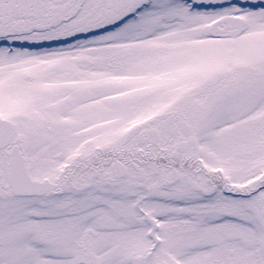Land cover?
Listing matches in <instances>:
<instances>
[{"label":"snow or ice","instance_id":"obj_1","mask_svg":"<svg viewBox=\"0 0 264 264\" xmlns=\"http://www.w3.org/2000/svg\"><path fill=\"white\" fill-rule=\"evenodd\" d=\"M0 264H264V0H0Z\"/></svg>","mask_w":264,"mask_h":264}]
</instances>
